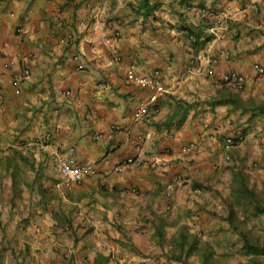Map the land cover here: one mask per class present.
I'll use <instances>...</instances> for the list:
<instances>
[{"label": "crops", "instance_id": "1", "mask_svg": "<svg viewBox=\"0 0 264 264\" xmlns=\"http://www.w3.org/2000/svg\"><path fill=\"white\" fill-rule=\"evenodd\" d=\"M130 66L166 88L140 120ZM230 92L264 104V0H0V264H222L237 172L264 186V113ZM70 157L94 172L68 190Z\"/></svg>", "mask_w": 264, "mask_h": 264}, {"label": "trees", "instance_id": "2", "mask_svg": "<svg viewBox=\"0 0 264 264\" xmlns=\"http://www.w3.org/2000/svg\"><path fill=\"white\" fill-rule=\"evenodd\" d=\"M190 34L197 40L201 39L203 36L201 33H196L195 31H191ZM207 40H209V38H207ZM234 90L236 89L234 88ZM227 95L229 96V100L235 103V106L251 110L253 112V116L264 113V104L252 105L253 107L247 108L248 105L246 106V104L240 101L239 98L235 97V94L230 92ZM219 101L220 100L215 97L209 102L215 104ZM234 182H236L237 186H234L233 189L234 199H229L230 205L228 210L232 218L235 217L236 213L241 215V218H239L236 222L234 220L231 221V224H234L233 226L239 232L240 242H242L240 246L241 252L250 257L253 264H262L258 261L257 256L264 255V244L261 243L260 236L255 233L253 234L251 231H247L246 226L251 216L250 214L254 217H264V203L262 202V199L256 189L250 185V181L243 171L237 172ZM197 242V239H193L192 246H194ZM208 249L209 248H207L204 253L205 264H208L212 257V254L207 252Z\"/></svg>", "mask_w": 264, "mask_h": 264}, {"label": "built area", "instance_id": "3", "mask_svg": "<svg viewBox=\"0 0 264 264\" xmlns=\"http://www.w3.org/2000/svg\"><path fill=\"white\" fill-rule=\"evenodd\" d=\"M207 14L201 13L202 17ZM117 60H121V56L114 53ZM127 80L130 83H134L138 86L147 88L149 91V97L147 100L142 101L136 110L137 120L143 119L147 114L148 108L153 103H156L159 98L166 92L165 85L158 77H146L136 72L133 66H130L127 70ZM223 81L236 89H243L246 83V78L235 71L229 72L223 76ZM233 139L228 138V143H232ZM94 172V166L90 164H79L76 162L74 157L68 158L63 162L61 166L62 182L66 189L70 190L75 185L82 183L85 177ZM90 264V263H87Z\"/></svg>", "mask_w": 264, "mask_h": 264}, {"label": "rangeland", "instance_id": "4", "mask_svg": "<svg viewBox=\"0 0 264 264\" xmlns=\"http://www.w3.org/2000/svg\"><path fill=\"white\" fill-rule=\"evenodd\" d=\"M247 177L251 183L250 176ZM253 186L256 189V191L259 193L262 202L264 203V186L262 188H257L255 185ZM250 215L251 216L246 226V230L251 231L253 234L255 233L259 235L261 243L264 244V217H254L252 214ZM238 244L239 246L237 247L236 250H233L232 254H228V255L219 254L220 258H217L218 259L217 262L222 264H253L251 262L250 257L246 256L241 252L240 246L242 242H240V238H238ZM257 259L260 263L264 264V255L257 256Z\"/></svg>", "mask_w": 264, "mask_h": 264}]
</instances>
